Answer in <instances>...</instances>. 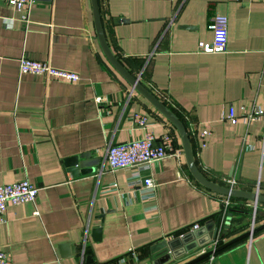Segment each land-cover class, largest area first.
<instances>
[{"label": "crops", "instance_id": "1", "mask_svg": "<svg viewBox=\"0 0 264 264\" xmlns=\"http://www.w3.org/2000/svg\"><path fill=\"white\" fill-rule=\"evenodd\" d=\"M106 41L124 67L185 125L200 172L217 184L264 194V0H98ZM24 12L0 0V185L28 180L34 203L9 205L0 250L12 264H161L150 247L200 231L182 264L250 229L254 203L224 198L190 175L174 127L112 68L96 38L90 0H33ZM228 18L226 52L202 53L212 20ZM74 72L75 83L19 72V59ZM100 97L103 102L96 104ZM232 107L236 124L225 119ZM146 118L155 142L167 134L174 155L140 173L152 196L139 192L131 170L106 169L109 146L142 136ZM208 134L201 138L202 132ZM89 154L90 175L72 176L66 161ZM139 179V180H140ZM137 182V181H135ZM37 212V214H35ZM230 234L221 238L223 224ZM264 223L257 205L254 227ZM199 264H264V230Z\"/></svg>", "mask_w": 264, "mask_h": 264}, {"label": "built area", "instance_id": "2", "mask_svg": "<svg viewBox=\"0 0 264 264\" xmlns=\"http://www.w3.org/2000/svg\"><path fill=\"white\" fill-rule=\"evenodd\" d=\"M5 2L16 10L23 11L22 19L24 21L28 20L33 0H5ZM227 38L228 18L224 15H216L212 20V42L209 44L199 42L198 49L202 53H225ZM19 72L21 74L64 80L69 83H75L79 79L78 75L74 72L57 69L49 64L33 61L24 56L19 59ZM94 101L99 105L103 102L100 97H96ZM261 116H264V110L257 108L254 112L246 115L244 120L252 122L258 120ZM225 119L231 124H236L237 122V116L231 106L227 110ZM133 122L142 128V136L126 143L109 146L106 151V169L111 172L131 170L133 176L136 178L129 183V187L133 188L136 184H140L139 192L144 194V197L152 196L155 190V184L152 178L145 176L140 179V173L148 170L153 163L159 162L169 155H174L171 138L167 134H164L160 142L156 143L152 133L148 129L146 118L135 115ZM207 134L208 132L206 131L202 132L201 138H204ZM224 182L227 187L234 188L236 185L235 179H226ZM39 190L40 188L38 186L28 180L0 185V225L7 222L6 212L9 205L18 206L24 203H34L37 200ZM223 198L225 208H229L231 205L230 198ZM256 207L257 205L254 204L250 229L254 227ZM193 228L196 229L197 225L193 226ZM216 245H218L217 240L212 245V248ZM0 264H12L11 255L8 252L0 250Z\"/></svg>", "mask_w": 264, "mask_h": 264}, {"label": "water", "instance_id": "3", "mask_svg": "<svg viewBox=\"0 0 264 264\" xmlns=\"http://www.w3.org/2000/svg\"><path fill=\"white\" fill-rule=\"evenodd\" d=\"M90 1L96 38L104 57L112 66V68L132 87V89L140 94L155 110H157V112H159V114H161L174 127L181 141L182 154L184 155L187 169L196 183H198L206 190L222 197L245 200L256 205H264V194H260L257 191H245L217 184L206 178L200 172L195 164L190 138L185 125L166 105H164L154 94H152V92H150L139 81L137 77L133 76L119 61V59L112 53L106 41L98 0ZM99 165L100 161L92 160L89 154H84L79 157H72L66 161V166L68 167L69 172L74 177L93 174L95 171V167ZM226 220H230V216H228ZM220 225L221 217H218L216 218L215 222L209 226V229L212 227V233L209 241L206 243H211V245H214ZM223 225V234H225L229 225H227L226 223H224ZM263 230L264 223L260 226L253 227L252 229H249L248 231L235 236L234 238L226 242L218 244L208 251L201 252L191 260H188L182 264H199L226 250L227 248L245 239L251 238L252 235ZM199 232L200 231H197L195 229L194 231H189L181 234L179 238L170 240L169 242H156L150 247V253L151 255H153V258H156L158 256L164 257L161 264H171L174 262V260L177 259V255L172 253V251L174 250L173 248L178 244H184L186 246L190 240L198 236ZM200 246L201 245H198L196 243H191L189 246H186L187 248L185 252L190 253L198 249Z\"/></svg>", "mask_w": 264, "mask_h": 264}, {"label": "trees", "instance_id": "4", "mask_svg": "<svg viewBox=\"0 0 264 264\" xmlns=\"http://www.w3.org/2000/svg\"><path fill=\"white\" fill-rule=\"evenodd\" d=\"M220 185L226 186V184H223V183L220 184ZM234 200H240V199L230 198L231 205H230V207H229L227 217H228V216L231 217V216H232V215H231V212H233V209H236L234 206L232 207V204H233V201H234ZM228 234H230V232H229V228L226 230L225 234H223V236H221V238L226 237Z\"/></svg>", "mask_w": 264, "mask_h": 264}, {"label": "rangeland", "instance_id": "5", "mask_svg": "<svg viewBox=\"0 0 264 264\" xmlns=\"http://www.w3.org/2000/svg\"><path fill=\"white\" fill-rule=\"evenodd\" d=\"M212 249V248H211Z\"/></svg>", "mask_w": 264, "mask_h": 264}]
</instances>
